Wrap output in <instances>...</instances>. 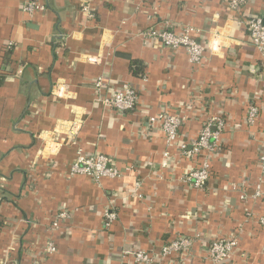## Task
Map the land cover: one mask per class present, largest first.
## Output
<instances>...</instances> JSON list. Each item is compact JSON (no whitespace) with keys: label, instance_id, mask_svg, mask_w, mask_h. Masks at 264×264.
<instances>
[{"label":"crops","instance_id":"crops-1","mask_svg":"<svg viewBox=\"0 0 264 264\" xmlns=\"http://www.w3.org/2000/svg\"><path fill=\"white\" fill-rule=\"evenodd\" d=\"M38 1L44 11L28 16L23 0H0V264H134V251L159 255L194 235V264H212L206 247L227 237L237 246L220 264H264V201L255 197L264 192V53L244 26L264 19V0L238 12L225 0ZM150 26L191 27L202 62L143 40ZM100 77L106 93L132 86L134 110L97 102ZM162 114L184 118L169 145L149 123ZM217 121V150L188 157L202 126ZM96 154L122 174L70 176L78 156ZM203 159L209 180L196 189L185 177ZM62 211L67 220L51 229Z\"/></svg>","mask_w":264,"mask_h":264},{"label":"built area","instance_id":"built-area-1","mask_svg":"<svg viewBox=\"0 0 264 264\" xmlns=\"http://www.w3.org/2000/svg\"><path fill=\"white\" fill-rule=\"evenodd\" d=\"M231 11L238 12L246 4V0H225ZM84 12H87V7H82ZM22 11L28 16H33L37 12L44 11L43 5L38 0H23ZM244 26L248 33V40L250 46L259 53H264V19L258 16L249 18L244 21ZM180 34L159 28L157 26H150L144 30L140 36L148 41H157L158 44L169 49H184L188 60L198 65L202 62L205 47L191 37L193 29L189 26L180 29ZM93 88L98 95L97 102L104 108H110L119 113L130 112L136 107L138 96L135 89L124 84L112 93H106V83L100 77L97 78L93 84ZM258 115L257 106H249L247 111L248 122L252 124ZM156 121L160 123V129L164 134L166 144L173 143L178 135V131L184 122L181 115L162 114L157 118H149L150 125ZM217 124L205 123L197 137L192 144V152H188L187 156L195 158L203 152L213 154L219 144V134L223 130V121H217ZM182 148L184 149L185 146ZM259 164L264 174V145L263 150L259 155ZM70 176H88L96 181L100 178H115L122 173L116 168L112 159L103 155L78 156L69 168ZM210 167L206 159L194 169H192L185 177L194 188L203 189L209 180ZM256 198L264 201V192L257 191ZM108 222L114 219V215H106ZM68 213L62 211L55 215L51 229L57 230L58 223L67 220ZM263 221V220H261ZM107 222V225L109 223ZM200 241L199 235L194 236H180L164 245L159 255H152L143 250L132 252L134 264H194L191 262L192 247L195 242ZM237 246V240L232 237L215 238L210 241L207 249V259L212 264H220L230 259L234 249ZM55 252L53 242H49L46 248L48 255Z\"/></svg>","mask_w":264,"mask_h":264},{"label":"trees","instance_id":"trees-1","mask_svg":"<svg viewBox=\"0 0 264 264\" xmlns=\"http://www.w3.org/2000/svg\"><path fill=\"white\" fill-rule=\"evenodd\" d=\"M2 82H3V78L0 77V85L2 84Z\"/></svg>","mask_w":264,"mask_h":264}]
</instances>
